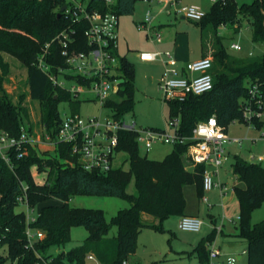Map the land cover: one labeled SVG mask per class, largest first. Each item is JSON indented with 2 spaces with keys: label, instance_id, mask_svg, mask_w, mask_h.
I'll list each match as a JSON object with an SVG mask.
<instances>
[{
  "label": "trees",
  "instance_id": "16d2710c",
  "mask_svg": "<svg viewBox=\"0 0 264 264\" xmlns=\"http://www.w3.org/2000/svg\"><path fill=\"white\" fill-rule=\"evenodd\" d=\"M137 1L115 0L109 4L107 0H87V8L113 11L121 16L132 14ZM69 4V0H0V52L10 53L27 65L29 95L41 104L42 121L54 146L49 152L42 151L36 142L27 143L22 157L11 152V163L0 156V264H6L8 257L18 264H85L90 252L100 264H122L136 251L143 228L163 230L167 219L185 215V185L197 184L199 195L204 196V165H197L193 170L187 168L184 157L188 144L175 143L163 159H152L141 154L135 131L121 130L117 152L128 154L130 168L114 166L103 171L85 169L79 156L72 152V145L57 141L63 121L60 102L70 100L76 104L79 100L68 88L55 84L49 74H58L61 67L67 66L62 43L56 37L72 27L76 34L70 49H89L85 36L89 21L73 22L64 12L60 18L57 16L61 7ZM242 16L250 20L253 40L264 43V0L242 6L237 0H215L210 11L198 21L203 29L210 28L214 33L205 48L213 50L214 85L211 90L190 94L182 101L165 100L170 118H180V135L191 136L200 121L213 115L228 129L236 120L247 121L244 111L249 101L254 108H259L257 99L264 101V56L251 59L232 55L219 33L220 26L226 24L236 25L239 31ZM41 57L50 65L49 71L39 66ZM119 63L124 82L104 104L116 119L124 118L135 106L134 63L125 56H119ZM6 66L0 58V68L4 70ZM4 78L0 74V128L19 137L23 128L32 132V126L25 121L28 113L22 100L15 103L5 89ZM255 84L259 94L253 98L250 89ZM251 122L257 127L264 126V121L256 116ZM35 170L44 174L42 182L36 180ZM233 172L245 184L236 185L235 192L239 204V236L248 243V264H264V219L252 222L253 212L264 203V166L236 154ZM133 179L136 194L127 190ZM79 194L125 197L130 206L120 209L109 222L103 209L72 205L71 198ZM20 196H25L31 208L42 204L30 223L25 211H17ZM146 214L153 219L145 218ZM81 225L89 231L81 246L68 252L51 251L65 247L72 240V228ZM113 225L118 227V234L108 237ZM28 226L43 231L45 236L29 244ZM216 233L214 229L198 243L196 252L201 262L208 261L209 244ZM5 246L7 254L1 251Z\"/></svg>",
  "mask_w": 264,
  "mask_h": 264
},
{
  "label": "rangeland",
  "instance_id": "374dc122",
  "mask_svg": "<svg viewBox=\"0 0 264 264\" xmlns=\"http://www.w3.org/2000/svg\"><path fill=\"white\" fill-rule=\"evenodd\" d=\"M160 0H152L146 2L138 0L135 4L134 13L138 18L143 19L148 11L154 16L153 24L158 23L155 10L156 5ZM212 0H179L178 7L171 5L165 12V20L162 22L159 31L162 38L176 40V35H180V40L183 41V47L189 50L193 56H203L202 50L206 48L208 42H211L214 36L213 30L210 28L203 29L198 21L191 18H182V13L177 9L183 5H198L205 12L210 11ZM254 0H237L238 4H249ZM176 8V9H175ZM172 13H171V12ZM122 18H131V15H122ZM140 19V20H141ZM159 24V23H158ZM135 32H133V40L139 39L141 43H149L151 40L148 30L139 28L138 24H134ZM219 33L223 36V42L227 50L234 56L242 58H260L264 56V43L255 42L252 38V28L250 20L244 16L240 20V30L236 31L233 26L222 25L219 28ZM184 34V35H183ZM175 38V40H174ZM138 41V42H139ZM136 42V41H135ZM233 43H239L240 48H232ZM121 44V41H120ZM182 47V48H183ZM171 47L161 49L163 51L170 50ZM212 47L208 49L206 55L211 56ZM152 48L140 47L138 50L130 52L136 56L139 51H148ZM155 49V48H154ZM158 49V48H156ZM170 51H173L172 49ZM0 58L7 64L6 69L0 68V74L4 78V87L11 95L15 103H22L28 113V119L25 121L32 126V137L42 151H53L54 146L50 135L46 131L45 124L42 121V109L38 100H34L29 95L28 85V67L18 57L7 53L0 52ZM136 58V57H135ZM140 61V60H139ZM135 62V106L133 111L125 115L127 122L136 121L138 128H168L174 130V126L170 125V116L168 104L165 101L163 92L160 89V81L164 72V65L161 62L149 61H134ZM68 87L75 85L72 81H67ZM74 95V93H73ZM78 103L69 101L60 102L59 108L62 116L71 114L76 111L84 118L102 116L104 119L112 115V110L108 107H102L96 99L93 92L84 91L78 95ZM260 114L257 117L264 121V103ZM228 134L233 139H239L241 143L233 145L227 144L228 157L225 163L220 168V177L224 182H228L230 187L234 183L233 164L235 155L239 154L247 160L253 162H261L264 166V126L257 127L250 121L240 122L238 120L232 122L228 127ZM172 143L159 142L154 147L147 151L143 143H139L140 152L142 155H147L152 159H163L173 149ZM263 157V160H259ZM185 164H187L186 157ZM115 166L130 168V161L126 152H117L115 158ZM46 174V173H45ZM38 182L43 181L44 174L34 172ZM129 193H137L135 180L133 179L127 188ZM185 196L187 199L186 211L188 213L199 215L204 224L200 231H187L179 228V216H172L164 222L163 230H157L151 227L143 228L138 236L137 249L128 257L129 264H198V257L193 253L191 247L198 242L206 232V226L209 221V214H214L218 217L219 223L222 221V216L225 213L227 223L229 225L239 226V205L237 202L227 205L226 200L222 197L220 191L214 188L209 191H204V196L208 201H204L203 196L199 195L197 184H187L184 187ZM70 203L75 206L100 208L106 213L107 220L112 222L115 214L122 208L130 206V201L125 197L110 196V195H89L79 194L73 196ZM42 204L37 205L32 211L29 210L26 203L21 202L17 211H25L37 216L40 212ZM264 219V203L258 207L252 215V222L258 223ZM220 227V226H219ZM89 234L88 229L81 226H74L71 230L72 240L65 247L52 248L53 253L60 250L66 252L81 246ZM118 234V227L113 225L108 233V237H115ZM3 254H7V246L2 247ZM248 257L244 256L241 264H247ZM6 264H18L15 259L8 257ZM66 264H71L66 262ZM85 264H98L96 260L86 258Z\"/></svg>",
  "mask_w": 264,
  "mask_h": 264
},
{
  "label": "built area",
  "instance_id": "2783aa9c",
  "mask_svg": "<svg viewBox=\"0 0 264 264\" xmlns=\"http://www.w3.org/2000/svg\"><path fill=\"white\" fill-rule=\"evenodd\" d=\"M70 4L64 13L73 20L79 22L83 19L89 21L85 30V36L89 45L88 50L70 49L74 41L76 30L68 28L63 30L56 39L62 43V54L67 57V66L61 67L59 73H49L54 83L68 88L75 96L81 92H93L96 99L104 107L107 99L117 93L121 87L120 63L117 55L118 47V25L119 15L113 11L102 12L99 10H89L87 0H69ZM115 0H107L112 4ZM150 2L152 0H144ZM167 3L177 6L179 0H165ZM215 1V0H214ZM178 12L196 21L201 20L206 12L198 5H183ZM154 16L148 11L143 21L139 22V28L148 30V34L153 42L162 41V35L154 25ZM49 44H47V47ZM232 48L239 49V43H233ZM139 56L145 61H162L164 72L160 81V89L165 100H184L190 94H202L213 88L214 80L212 75L213 58L203 56L200 59L187 62L181 73L179 62L170 50L155 49L152 51H141ZM39 66L45 71L50 70V65L44 57L39 59ZM198 73V75H194ZM67 81L75 83L68 87ZM250 93L253 98L259 94L258 86L251 87ZM259 108H254L252 101L245 105L244 118L252 121L253 117L260 114V108L264 101L257 99ZM170 125L174 130L167 127L162 128H138L136 121L127 122L125 118L116 119L107 116L84 118L80 113L66 114L57 133V141L70 143L72 152L79 156L83 167L87 170L99 169L109 171L115 165L117 147L119 145V133L121 130H132L137 133V140L143 143L146 150L150 151L155 144L164 143H184L188 144L185 154L189 169H195L197 165H204L203 184L205 191L218 188L222 196L226 195L229 187L220 180V168L228 157L227 144L241 143L239 139H233L228 134V129L219 123L215 115L206 120L200 121L193 129L191 136H182L178 132L180 118L174 117L170 120ZM35 142L32 133L23 128L19 137L11 135L0 128V156L11 163L12 151L18 157L25 153V145ZM263 160V157H259ZM25 190L27 187H24ZM204 201H208L203 196ZM20 202L27 204L25 196L19 197ZM30 211L33 210L28 204ZM36 216L27 213V221L30 223ZM203 219L185 214L180 217L179 228L187 231H200L203 226ZM221 229V226L219 227ZM29 244H33L37 239L43 238L45 233L41 230L28 226L26 230ZM87 258L96 260L97 256L90 252ZM122 264H129L124 260ZM198 264H238V258L234 254L223 253L215 244H210L209 257L206 263L199 261Z\"/></svg>",
  "mask_w": 264,
  "mask_h": 264
},
{
  "label": "crops",
  "instance_id": "0c3cea01",
  "mask_svg": "<svg viewBox=\"0 0 264 264\" xmlns=\"http://www.w3.org/2000/svg\"><path fill=\"white\" fill-rule=\"evenodd\" d=\"M213 3H214V0L211 1V3H210L211 6ZM168 7H171V4L167 3V1H165V0H160L159 3L155 7V10L157 12L156 18H157V21L159 24L157 23L156 25H154V24L153 25L157 30H159V28H161L162 22H164V20H165V12L164 11ZM177 7H178V4H177ZM126 15H131V14H126ZM121 16L119 17V25H118V30H117V32H118V47H117L116 53L118 54V56H125L127 59H129L131 62L134 63V66H135L134 61H138V62L145 61V60H142L140 58V56H139L140 51L136 56H134L133 53L130 52L131 50H135V49L138 50L140 47L152 48L148 51L155 50L156 48L161 50V49H166L168 47H171L170 50L171 49L173 50L171 52L173 53V55L178 60L179 67L181 69L182 74H184L182 67H184V65L187 62L200 59L201 57H203L205 54L208 53V50H206L204 48L202 50L203 56H200V57H196L195 55L193 56V53L191 54V52H189L188 49L183 47L182 43H184V42L180 40V36L182 34L176 35V40L174 38V40H175L174 42H173L172 38L171 39L163 38L162 41H160V42L150 41L149 43H141L139 41V39H138L139 42L137 40H133V32H135V29H136L134 24H139V22L143 21L145 17L143 19L138 18V15H136L134 12L132 13L131 18H124V17L122 18ZM182 18H187V17L185 15H182ZM225 26H230V25L226 24ZM233 27L236 28L237 26L235 25ZM120 41H121V44H120ZM149 62H157V61H149ZM158 62H161L163 64V62L160 60H158ZM120 74H121V72H120ZM194 75H198V73H194ZM231 145H233V144H231ZM187 168H188V166H187ZM219 177H220V174H219ZM220 180H221V177H220ZM224 183H226V182L224 181ZM226 184L228 185V182ZM236 185L244 186L245 184L242 182H239L237 180L236 176L234 177L233 186L230 187V185H228L229 189H228L226 195L222 196V197H224V201L226 200V202H227V205H226L227 207L231 203H234V202L238 203V198H237V195L235 192ZM185 214L200 217L199 215H196V214H192V213L190 214L186 210H185ZM179 217H181V216H179ZM145 218L150 219V220L153 219V217H151L150 215H147V214L145 215ZM208 218H209V221H208L207 226H206L207 230H206L205 234L202 236V238L198 242H196L195 244H193L191 246V247H193L192 248L193 253H195L198 257V262L200 261L199 256L196 252V247H197L198 243L204 237H206L208 234H210L214 229H216L217 233H216L215 239L213 240L212 244H215L216 246H218L222 250L223 253L236 255L238 258V264H241L240 260L244 256H247L248 243L243 237L239 236L238 226L229 225L227 223V220H226L227 218L225 217V213L222 216L221 223L218 222L220 217H218L212 213L209 214ZM219 226H221V229H219ZM209 248H210V244H209ZM128 263H129V261H128ZM247 264H248V262H247Z\"/></svg>",
  "mask_w": 264,
  "mask_h": 264
},
{
  "label": "water",
  "instance_id": "95a60500",
  "mask_svg": "<svg viewBox=\"0 0 264 264\" xmlns=\"http://www.w3.org/2000/svg\"><path fill=\"white\" fill-rule=\"evenodd\" d=\"M66 8H67V5H63V6L61 7V9H60L59 13L57 14L58 18H60V17H61V15H62L63 11H65V10H66ZM120 82H121V83H123V82H124V79H123V78H122V79H120Z\"/></svg>",
  "mask_w": 264,
  "mask_h": 264
}]
</instances>
